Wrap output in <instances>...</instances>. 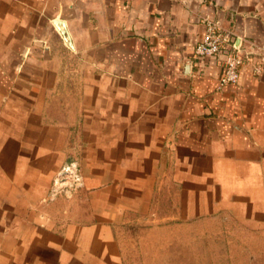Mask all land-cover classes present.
<instances>
[{"label":"crops","instance_id":"obj_1","mask_svg":"<svg viewBox=\"0 0 264 264\" xmlns=\"http://www.w3.org/2000/svg\"><path fill=\"white\" fill-rule=\"evenodd\" d=\"M206 19L264 43V0H0V264H264V64Z\"/></svg>","mask_w":264,"mask_h":264},{"label":"built area","instance_id":"obj_2","mask_svg":"<svg viewBox=\"0 0 264 264\" xmlns=\"http://www.w3.org/2000/svg\"><path fill=\"white\" fill-rule=\"evenodd\" d=\"M193 56L219 60L223 66L220 82L225 84L237 81L243 65H249L255 74L261 71L264 43L236 35L217 21L206 19L203 35L194 47Z\"/></svg>","mask_w":264,"mask_h":264},{"label":"water","instance_id":"obj_3","mask_svg":"<svg viewBox=\"0 0 264 264\" xmlns=\"http://www.w3.org/2000/svg\"><path fill=\"white\" fill-rule=\"evenodd\" d=\"M56 21H57V23H59V24L61 23L62 24V21H60V20H56Z\"/></svg>","mask_w":264,"mask_h":264}]
</instances>
